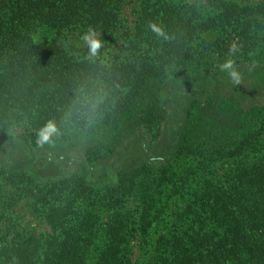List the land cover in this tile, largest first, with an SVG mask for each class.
<instances>
[{
    "label": "trees",
    "instance_id": "16d2710c",
    "mask_svg": "<svg viewBox=\"0 0 264 264\" xmlns=\"http://www.w3.org/2000/svg\"><path fill=\"white\" fill-rule=\"evenodd\" d=\"M125 2L0 0V134L21 126L7 145L22 144L26 156L14 164L10 150L0 174L47 225L37 231L5 219L0 264H131L137 233L146 241L163 202L184 193L187 202L155 241L156 264H264V102L198 94L164 160L146 145L160 136L165 115L145 103L171 76L195 80L215 60L250 59L264 46V0H207L205 12L183 0H140L131 26L121 17ZM150 22L172 38L156 36ZM90 27L104 42L96 61L86 58L87 46H62ZM232 42L238 50L229 57ZM119 47L124 53L107 51ZM96 84L108 93L101 117L88 129L71 125L55 143L75 135L98 144L81 153L37 151L38 129L59 124L77 89ZM197 112L214 129L205 138L193 136ZM142 135L139 152L130 142ZM135 155L142 160L127 165ZM217 162L227 164L222 173ZM12 197L0 199L1 211L13 207ZM131 198L139 202L135 212Z\"/></svg>",
    "mask_w": 264,
    "mask_h": 264
},
{
    "label": "rangeland",
    "instance_id": "374dc122",
    "mask_svg": "<svg viewBox=\"0 0 264 264\" xmlns=\"http://www.w3.org/2000/svg\"><path fill=\"white\" fill-rule=\"evenodd\" d=\"M188 3L196 4L200 10L205 12L207 0H183ZM240 3H253L260 0H235ZM140 0H126L123 5L121 17L126 20L127 25H132L134 19L137 17L139 12ZM199 10V11H200ZM84 33L74 32L68 35L62 40V46L69 48L71 46L85 47V43L81 40V36ZM214 35V34H213ZM208 37V36H207ZM212 36L208 37L210 40ZM264 42V37H260ZM232 44H235L232 42ZM119 48H114L113 50L108 49L110 53H124ZM105 57L108 58V52H106ZM215 60V59H214ZM225 60H215L207 65H203L202 73L195 80L184 76H171L165 82L160 83L158 86L153 88V92L146 94L145 103L147 105H154L159 107L165 115V119L162 122L161 134L156 139L155 142L148 143L146 145L148 154L151 156H158L161 159H166L169 151L174 146L175 137H177L176 129L179 126L189 122L187 118V109L192 103L193 99H196L197 95L203 94V97H208L209 101H221L231 100L234 104L249 106L254 104H259L264 102V46L258 51L251 55L248 60H234L237 70L241 74V82L239 84H234L227 73L222 72L219 65ZM222 104V103H221ZM154 107V108H156ZM146 109V107H145ZM144 109V111H145ZM204 112V110L200 111ZM197 112L193 116V124L197 126L193 136L195 139L204 136L206 133L214 132L212 127L206 126L207 117L201 115ZM205 114V113H204ZM22 132V127L17 126L11 128L7 133L0 134V160L7 159L11 156L10 150L13 154V162L19 163L20 165L25 161L26 156L22 144L15 145L13 149H8L7 136L17 135ZM76 134V133H74ZM145 138L142 135L141 138L132 139L131 137V147L135 150H139V145H141L140 139ZM139 141V142H138ZM258 146L264 145V131L259 136ZM73 143V144H71ZM98 144L97 138L81 137L76 138L75 135L69 142L66 143H55L54 146H45L43 148H37V151H44L47 154H68L71 151H77L78 153L83 152L86 149H92ZM19 145V146H18ZM24 149V150H23ZM138 152V153H139ZM138 155V154H137ZM133 156L130 159L128 156L125 160L127 165H134V163H139L142 160L141 156ZM234 159V158H231ZM189 162V158H181L176 161V164ZM4 163V162H2ZM17 165V164H16ZM227 165V164H226ZM225 165V166H226ZM18 166V165H17ZM221 163L217 162L215 168L219 173H222V168H225ZM43 173V172H42ZM13 187V188H12ZM8 183L2 174H0V199L2 201L9 200L10 196H13L14 205L12 208L6 211H1L0 206V226L4 227L5 219L11 218L12 222L17 226V228L25 227L27 229H37V231H44L47 225L41 223L38 216L34 215L30 211L29 202L25 197L19 195L18 190L16 191L14 186ZM188 195L185 193L183 196L175 195L170 200L163 202L164 210L160 214L158 220L153 223L149 238L144 241L142 237L137 233V237L131 243V264H156L154 255L156 248V240L160 233L166 231L170 227L173 221V214L187 202ZM131 208L135 212L139 202L131 198ZM1 205V204H0ZM4 218V219H3Z\"/></svg>",
    "mask_w": 264,
    "mask_h": 264
},
{
    "label": "clouds",
    "instance_id": "9594fccd",
    "mask_svg": "<svg viewBox=\"0 0 264 264\" xmlns=\"http://www.w3.org/2000/svg\"><path fill=\"white\" fill-rule=\"evenodd\" d=\"M148 27L158 37H162L165 40L172 38L161 26L154 22H150ZM81 40L88 49L86 58L90 61H96L101 55V49L104 47V42L99 38L97 32L90 27L81 36ZM237 50V46L233 44L229 51V57L234 55ZM219 68L222 72L227 73L234 84L241 82V74L232 58L226 59L219 65ZM107 95L108 93L102 84H96L91 87L81 85L65 110L61 122L58 124L56 120H48L38 129L36 133L37 146L40 148L46 145L54 146L56 140L64 135L67 128L73 124H80L85 129L93 127L101 117Z\"/></svg>",
    "mask_w": 264,
    "mask_h": 264
}]
</instances>
